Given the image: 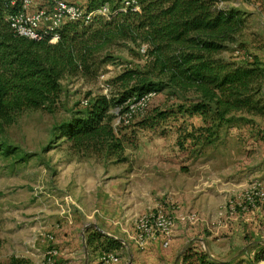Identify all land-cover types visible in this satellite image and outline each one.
<instances>
[{"label":"trees","instance_id":"1","mask_svg":"<svg viewBox=\"0 0 264 264\" xmlns=\"http://www.w3.org/2000/svg\"><path fill=\"white\" fill-rule=\"evenodd\" d=\"M23 0H0V122L10 124L22 109H43L62 90L67 73H88L95 65V54L115 40L127 39L146 45L147 67L125 69L110 80L109 95L94 96L78 115L60 125V132L77 150L101 153L124 148L116 136L113 119H127L129 100L138 102L149 93L166 88L193 95L192 103L180 108L188 116H201L217 123L233 119L235 113L264 117L258 62H237L221 56L245 28L241 9L223 8L219 0H135L140 11H118L112 18L95 17L87 26L66 22L56 30L58 40L50 42L54 31L40 40L18 35L8 16L22 9ZM124 0H92L89 7L111 2L119 10ZM81 26V28H79ZM173 110L154 109L137 123L147 127L163 120ZM212 127V128H211ZM213 126H191L181 132L182 140L211 143ZM7 150V149H6ZM125 161V157L122 158ZM118 161H122L118 159ZM103 236L94 232L88 244ZM107 249H119L118 240L105 236ZM1 247V242H0ZM257 257L264 259V244ZM179 264H228L218 262L203 250L188 246Z\"/></svg>","mask_w":264,"mask_h":264},{"label":"rangeland","instance_id":"2","mask_svg":"<svg viewBox=\"0 0 264 264\" xmlns=\"http://www.w3.org/2000/svg\"><path fill=\"white\" fill-rule=\"evenodd\" d=\"M56 1L32 0V9H52ZM64 1L88 6L92 0ZM219 1V6L223 8L241 9L246 17L245 28L221 56L237 62L256 61L264 72V0ZM106 3L112 6L111 2ZM145 47L141 42L115 40L95 54L96 66H92L88 73L64 75L61 80V93L54 102L43 109H22L14 114L10 124L0 122V264H16L15 260L9 259L10 247L41 245L46 251L55 249L59 254L60 249L72 246L71 234L74 232V242L80 248V253L82 254L83 248L89 249L88 233L80 236L73 230L79 207L72 195L71 186L73 181L81 179V166H84L86 179L99 180L101 167L113 168L114 172L120 173L127 163V154L133 153L140 146H177L185 163L188 162L194 171H204L205 179L214 178L215 171L220 169L216 162L217 156L224 157L225 165L221 173L223 180L231 183L237 179L236 169L231 164V157L238 158L237 153L240 152L237 143L247 146L248 128L251 127L250 124L255 125L256 121L252 118L255 116L258 122L255 125L256 130L262 133L259 137L264 138V117L235 113L233 119L220 122L219 126L211 120L205 121L201 116L190 117L180 108L192 103L191 93H176L169 88L152 92L134 106L129 118L123 120L116 116L112 123L124 148L121 156L119 152H108L106 149L101 153L77 150L61 134L60 125L77 116L87 105L85 102L88 103L94 96L111 93L113 88L110 80L113 77L125 69H146L148 57L143 51ZM261 82L263 88L260 95L264 101V78ZM156 108L173 110L174 113L163 120L156 119L157 121L151 122L147 127L137 125L139 120ZM203 125L213 126L216 133L212 142L195 143L184 138L181 149L177 142L181 132L191 130V126ZM233 127L240 130L235 138L232 137ZM206 163L210 164L208 169H211H207L209 173L204 169ZM259 210L264 216L260 207ZM260 235L251 232L246 234V242L251 243L242 252L244 259L238 260L236 264H264V259L257 257L258 250L263 246L258 240L264 235ZM124 239L127 241L126 236ZM127 243L126 246L136 248L133 243ZM123 246L121 253L119 250L113 252L119 257L117 264H126L128 261L125 245ZM109 251L112 252H105ZM91 253L94 259L91 257L86 263L81 261L79 264H94L96 258L97 264H101L99 260L102 252L95 248ZM18 260L17 264H36L30 259L28 262ZM61 261L73 264L67 258H62Z\"/></svg>","mask_w":264,"mask_h":264},{"label":"crops","instance_id":"3","mask_svg":"<svg viewBox=\"0 0 264 264\" xmlns=\"http://www.w3.org/2000/svg\"><path fill=\"white\" fill-rule=\"evenodd\" d=\"M252 118L258 125L256 116ZM250 125L247 146L236 142L240 152L237 151L238 158L231 157L237 175V179L231 183L223 180L221 174L224 157H216L220 169L215 171L214 178L205 179L204 171H194L188 162L185 163L177 146H140L127 154V163L120 173L114 172L113 168L101 167L99 180L86 179L84 166H81V179L73 181L71 186L79 207L73 230L80 236L94 232L103 236L90 243L88 250L83 248L81 254L74 242V232L71 234L72 246L60 249L55 259L61 261L67 258L73 264L86 263L93 258L91 251L95 248L102 254L106 251L108 245L104 242L105 236L120 242L119 249L110 250L121 253L125 230L132 228L140 213L160 203L173 204L177 216L194 210L201 220L195 225L178 221L167 246L160 241L153 242L143 250L125 245L128 255L126 264H179V256L189 245L205 251L218 262L236 264L244 259L242 252L251 243L246 242V234L264 235L261 211L253 209L243 212L237 205L251 186L259 185L264 190V138L259 137L262 133L256 130L255 125ZM239 131L233 127L232 137L239 135ZM208 165L206 163L204 166L207 173L211 169H208ZM258 242L263 245L264 237ZM45 253L46 248L41 245L10 247L9 259L15 260L16 264L18 259L24 262L30 259L39 264ZM93 263L97 264L98 259Z\"/></svg>","mask_w":264,"mask_h":264},{"label":"built area","instance_id":"4","mask_svg":"<svg viewBox=\"0 0 264 264\" xmlns=\"http://www.w3.org/2000/svg\"><path fill=\"white\" fill-rule=\"evenodd\" d=\"M140 11L135 0H124L119 10H113L105 3L97 7L78 5L76 3L57 0L52 9H32V0H23L22 9L10 16L7 20L12 29L21 37L31 40H40L48 32L54 31L51 43L58 40L56 30L66 22H76L80 25L87 26L91 24L95 17L104 19L112 18L118 11L126 12L127 9ZM146 51V47L143 49ZM147 96V95H146ZM144 96L136 103H130V112L127 118L133 113L134 106L145 100ZM87 104V102H85ZM260 203V205H259ZM240 210L247 212L253 209L263 210L264 213V190L259 185L251 186L241 198L238 204ZM201 220L199 213L189 210L180 216H177L176 209L171 203L158 204L138 215L134 220L132 228L125 230L127 241L133 243L138 249H145L156 241L162 242L167 246L175 229L177 222L182 221L185 224L195 225ZM126 240H122V245H127ZM58 252L55 249L47 250L39 264H67L63 261H57L55 258ZM119 257L113 252H104L99 260L101 264H117Z\"/></svg>","mask_w":264,"mask_h":264}]
</instances>
